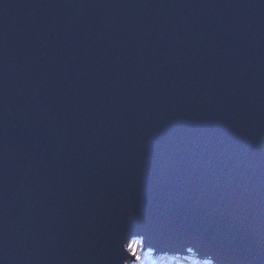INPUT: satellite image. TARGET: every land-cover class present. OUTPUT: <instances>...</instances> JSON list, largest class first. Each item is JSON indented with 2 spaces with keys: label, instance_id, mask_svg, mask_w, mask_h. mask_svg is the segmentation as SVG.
Masks as SVG:
<instances>
[{
  "label": "water",
  "instance_id": "1",
  "mask_svg": "<svg viewBox=\"0 0 264 264\" xmlns=\"http://www.w3.org/2000/svg\"><path fill=\"white\" fill-rule=\"evenodd\" d=\"M131 229L264 264V0H0V264Z\"/></svg>",
  "mask_w": 264,
  "mask_h": 264
},
{
  "label": "snow or ice",
  "instance_id": "2",
  "mask_svg": "<svg viewBox=\"0 0 264 264\" xmlns=\"http://www.w3.org/2000/svg\"><path fill=\"white\" fill-rule=\"evenodd\" d=\"M146 241L148 247L147 253L144 251ZM153 249L163 252H168L169 250L179 252V249H183L188 253L198 254L195 246L180 242L161 241L159 239L146 236L140 229H131L120 246V251L123 253L120 258V264H145V259L151 257ZM163 257L165 256H161L159 258ZM152 264H157V262L153 261ZM192 264H213V260L206 259L201 261L199 259H194Z\"/></svg>",
  "mask_w": 264,
  "mask_h": 264
},
{
  "label": "bare ground",
  "instance_id": "3",
  "mask_svg": "<svg viewBox=\"0 0 264 264\" xmlns=\"http://www.w3.org/2000/svg\"><path fill=\"white\" fill-rule=\"evenodd\" d=\"M178 254L179 253H176L175 255L171 254L170 255L171 257H168V259L171 260V264H173V263H177L178 264L179 262L185 264V263L188 262V260L190 259V257H193L194 259L200 258L199 260H201V261L206 260L205 258H201V257H198L196 255H192V254H191V256H187L186 255L185 257L183 255H180V254L178 255ZM185 254H188V253H184V255ZM190 264H192V261L191 260H190Z\"/></svg>",
  "mask_w": 264,
  "mask_h": 264
},
{
  "label": "rangeland",
  "instance_id": "4",
  "mask_svg": "<svg viewBox=\"0 0 264 264\" xmlns=\"http://www.w3.org/2000/svg\"><path fill=\"white\" fill-rule=\"evenodd\" d=\"M144 251H145V253H147V251H148V247H147V246H145ZM187 256H191V255H187ZM192 258H193V257H190L189 260L193 261L194 258H193V259H192ZM197 259H200V258H197ZM205 259H209V258L207 257V258H205ZM158 260H159V256L156 254V251L153 249L151 257L145 259V264H152L153 261L158 262ZM174 260H175V259H174ZM189 260H188V261H189ZM166 264H169L168 261H166ZM178 264H181V263L179 262ZM186 264H187V263H186Z\"/></svg>",
  "mask_w": 264,
  "mask_h": 264
},
{
  "label": "clouds",
  "instance_id": "5",
  "mask_svg": "<svg viewBox=\"0 0 264 264\" xmlns=\"http://www.w3.org/2000/svg\"><path fill=\"white\" fill-rule=\"evenodd\" d=\"M168 257L159 258L157 264H166Z\"/></svg>",
  "mask_w": 264,
  "mask_h": 264
}]
</instances>
